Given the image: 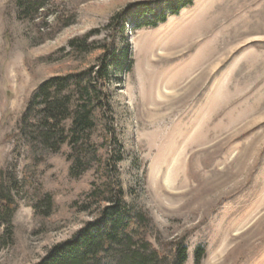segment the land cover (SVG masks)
<instances>
[{"label":"rangeland","instance_id":"1","mask_svg":"<svg viewBox=\"0 0 264 264\" xmlns=\"http://www.w3.org/2000/svg\"><path fill=\"white\" fill-rule=\"evenodd\" d=\"M153 1L48 0L20 18L17 0H0V167L20 186L12 225H0V264H37L102 206L87 194L105 180L104 124L79 178L67 143L44 152L20 124L44 81L97 65L107 43L129 45L133 60L106 87L122 144L118 180L149 216L151 250L174 264L187 237L185 264H196L198 247L200 264H264V0H194L157 27L132 14L125 31L112 23ZM86 36L87 50H71ZM37 188L53 197L48 216L29 201Z\"/></svg>","mask_w":264,"mask_h":264},{"label":"trees","instance_id":"2","mask_svg":"<svg viewBox=\"0 0 264 264\" xmlns=\"http://www.w3.org/2000/svg\"><path fill=\"white\" fill-rule=\"evenodd\" d=\"M48 0H17L20 18H32L44 8ZM194 0H158L134 5L112 19L125 31L126 14H132L134 22L148 27H157L167 20L168 14L178 15L192 6ZM89 36L69 46L87 50ZM104 52L98 64L89 69L44 81L29 109L35 108L32 116L23 117L20 133L37 142L45 151H59L63 144L70 148L68 161L70 175L79 178L92 167L97 157L92 135L98 120L104 124L103 147L107 157L103 161L105 180L98 186L93 183L87 201L102 204L94 218L86 222L73 236L54 245L37 264H165L161 255L151 250L149 231L145 222L148 214L125 200V192L118 180L117 163L123 158L122 144L114 121V106L106 83L121 82L122 71L131 70L129 45L121 52L110 43L104 44ZM81 51V50H79ZM113 76H115L113 78ZM70 121L69 129L65 123ZM18 181L0 167V225H12L18 210ZM29 201L44 215H50L54 207L53 197L40 188L30 194ZM9 231V228H8ZM187 237L177 244L174 264H185L188 259ZM205 247L195 251L196 264H200Z\"/></svg>","mask_w":264,"mask_h":264}]
</instances>
